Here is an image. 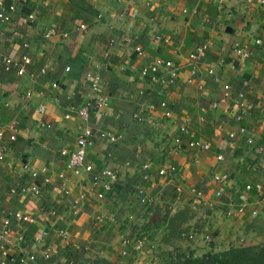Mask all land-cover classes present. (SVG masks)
Wrapping results in <instances>:
<instances>
[{
    "label": "crops",
    "instance_id": "1",
    "mask_svg": "<svg viewBox=\"0 0 264 264\" xmlns=\"http://www.w3.org/2000/svg\"><path fill=\"white\" fill-rule=\"evenodd\" d=\"M0 2L16 7L11 21L0 25V57L24 70L18 75L0 65V138L7 147L0 161V230L9 222L0 261L148 264L163 249L157 241L166 223L159 231L155 225L182 204L196 217L184 222L174 247L200 257L241 241H264V151L255 152L264 149V0ZM50 28L58 34L46 39ZM236 44L247 58L235 54ZM165 60L178 68L175 84L140 74ZM95 74L98 92L91 89ZM98 95L107 105L83 121L77 109ZM83 129L90 131V173L68 169L61 155L75 148ZM198 141L210 148L197 149ZM106 168L117 180L99 199L90 182ZM217 174L227 176L220 196ZM256 183L260 196L245 190ZM32 186L38 196L22 192ZM16 214L34 222L19 224ZM42 232L47 236L36 243ZM48 248L52 258L43 262Z\"/></svg>",
    "mask_w": 264,
    "mask_h": 264
},
{
    "label": "built area",
    "instance_id": "2",
    "mask_svg": "<svg viewBox=\"0 0 264 264\" xmlns=\"http://www.w3.org/2000/svg\"><path fill=\"white\" fill-rule=\"evenodd\" d=\"M25 1V0H23ZM16 7L14 5H4L3 3L0 2V25L10 22L12 19V14L15 12ZM27 21V20H26ZM83 28V26H81ZM58 33L54 28L48 29L45 34L44 38L49 39L52 36L57 35ZM64 37L66 34L63 35ZM160 38L157 37L156 41H159ZM260 43V41H258ZM234 52L236 55L242 58H247L248 53L247 51L242 48L239 45H235ZM136 54L137 56H143V52L140 49H136ZM191 61H196L198 59L197 55H192L190 56ZM0 65L3 67L5 71H10V70H15L18 75H22L24 73L23 68L20 66L18 61L13 60L9 57H0ZM264 68V64H263ZM69 68H66V71H68ZM192 76L196 74L195 67L192 68ZM140 74L143 77H148L150 80L154 83H158L161 85H173L178 79V68H176L173 63L169 60L165 61H157L154 63L149 64L148 66L143 67L140 70ZM264 76V72H263ZM92 81H91V89L94 92H98L100 90L99 85H100V77L98 74H95L92 76ZM54 87L56 86L55 84L53 85ZM224 90H228V86L223 87ZM107 105V98L101 95H98L94 99L86 101L80 108L77 109L76 113L77 116L82 119L83 121L88 118V115L91 111H100L103 107ZM160 107L165 109L164 117L168 118L171 116V112L167 109L166 103L161 102ZM216 107V104H213V108ZM42 111V110H40ZM136 117V116H135ZM182 132H185V128H181ZM90 136V131L88 129H83L80 133V135L76 139L75 143V148L72 151H67V150H62L61 155L64 156L67 159V168L70 170H74L75 172L79 171H84L87 173H90L93 171V166L92 164L88 163L86 160V150L88 146V138ZM104 136V135H102ZM108 136V135H106ZM105 136V137H106ZM111 141H115L116 138L120 137H112L108 136ZM232 137V135H231ZM10 140L14 141L15 136L11 135ZM181 141L178 140L176 142V146L178 149L181 147ZM249 144H252L253 142L251 140H248ZM194 146L199 149V150H208L210 146L206 143H201V142H193ZM264 151L263 146H257L255 148L256 154H262ZM7 153V147L3 144L0 138V161H3L6 157ZM217 161H223V155L221 153H218L216 156ZM264 170V164L262 166ZM174 169H170V171H173ZM160 175H163L164 172H160ZM33 178L37 177L36 173L32 174ZM117 180V173L113 169H103L100 175H95L91 178V186L93 189H95L96 196L99 199H102L104 196V192H110L112 190V184ZM213 181L217 184V189H216V196H220L223 188V184L226 183L227 181V176L226 175H221L217 174L213 176ZM246 191H254L257 193L259 196L262 195V186L259 183L256 184H248L245 186ZM22 192H29L33 196H38L40 194V189L36 186H32L30 188H24ZM67 193V192H66ZM197 198L201 199L203 198V194L200 191H194L193 192ZM145 202H148L147 200H144ZM74 204H77L76 201H74ZM242 211V210H240ZM251 215L257 216V212L254 210L251 212ZM98 223L103 222L102 218H97L96 219ZM15 221L19 224L22 223H27V224H32L34 220L30 218L29 216H24L21 214H16L15 215ZM8 224L9 222L7 220L4 221V227L0 230V254L5 257V251L3 248L2 242L5 240V238L8 236ZM47 236L46 232H42L39 235H36L34 237V241L36 243H41L42 240ZM66 236V233H63V237ZM122 245L126 246L128 245V241L124 239L122 241ZM134 250L137 252H141L143 249V244L141 242H136L134 244ZM53 252L50 248L45 249L43 253L41 254V259L43 262H47L52 258ZM28 260L32 262H36V257L34 255L28 256ZM155 261L156 258H153ZM13 261V260H12ZM0 264H6L4 260L0 261ZM149 264V262H148Z\"/></svg>",
    "mask_w": 264,
    "mask_h": 264
},
{
    "label": "trees",
    "instance_id": "3",
    "mask_svg": "<svg viewBox=\"0 0 264 264\" xmlns=\"http://www.w3.org/2000/svg\"><path fill=\"white\" fill-rule=\"evenodd\" d=\"M69 1L76 5L84 2V0ZM168 216V214L165 215L161 225H155L156 231L164 226ZM169 249H162L161 254L165 256V259L160 260L161 264H264V241L259 244L241 241L237 246L228 250L209 251L200 257L195 256L190 248L182 250L181 247H174L172 250Z\"/></svg>",
    "mask_w": 264,
    "mask_h": 264
},
{
    "label": "water",
    "instance_id": "4",
    "mask_svg": "<svg viewBox=\"0 0 264 264\" xmlns=\"http://www.w3.org/2000/svg\"><path fill=\"white\" fill-rule=\"evenodd\" d=\"M195 217L196 211L187 204H182L179 209L173 211L168 216L165 226L159 231L158 246L173 249V244L178 238L184 222L193 220Z\"/></svg>",
    "mask_w": 264,
    "mask_h": 264
},
{
    "label": "rangeland",
    "instance_id": "5",
    "mask_svg": "<svg viewBox=\"0 0 264 264\" xmlns=\"http://www.w3.org/2000/svg\"><path fill=\"white\" fill-rule=\"evenodd\" d=\"M163 258V260L165 259V256L161 253L157 254V259L154 261L152 260L151 262H149V264H161L162 262L160 261Z\"/></svg>",
    "mask_w": 264,
    "mask_h": 264
}]
</instances>
